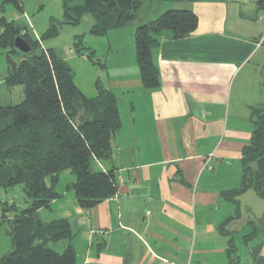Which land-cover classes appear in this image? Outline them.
Here are the masks:
<instances>
[{"label":"crops","instance_id":"crops-1","mask_svg":"<svg viewBox=\"0 0 264 264\" xmlns=\"http://www.w3.org/2000/svg\"><path fill=\"white\" fill-rule=\"evenodd\" d=\"M186 3L172 9L195 13L197 28L181 39L169 31L158 36V87L144 89L138 72L114 84L122 102L111 88L121 126L110 138L111 159L96 167L114 171L115 196L85 211L66 190L75 178L57 189L59 179V197L37 212L44 223L70 222L75 264H237L218 228L227 221L232 241L245 228L249 235L251 223L262 229L264 203L249 218L244 194L237 205L223 194L240 186L250 108L264 104L257 61L264 43L238 38L233 27L242 20L226 0ZM244 242L250 263L264 264V231Z\"/></svg>","mask_w":264,"mask_h":264},{"label":"trees","instance_id":"trees-1","mask_svg":"<svg viewBox=\"0 0 264 264\" xmlns=\"http://www.w3.org/2000/svg\"><path fill=\"white\" fill-rule=\"evenodd\" d=\"M70 1L61 0L64 21L77 24L83 15L90 14L94 18L90 33L104 36L137 20L155 0H81L80 5L73 7L68 5ZM6 4L21 13L20 0H0V13ZM256 7L264 12V0H256ZM144 19L134 34L135 57L141 84L151 90L159 85V69L152 58V51L159 44L158 36L163 31H169L173 39L189 36L197 28L198 17L190 10L169 9L156 19H151L149 12ZM58 36L59 26L54 22L38 41L28 28L0 17V48L8 49L9 65L4 84L21 87L24 93L19 104L0 107V189L21 185L27 203L23 210L15 204L2 203L0 226L9 223L12 250L0 258V264H75L70 222L44 223L37 215L59 197L55 187L62 172L69 171L74 176L75 181L66 190L74 193L78 206L85 211L115 196L120 186L113 170L96 167L97 163L105 164L111 159L110 138L121 126L116 99L106 90H99V96L90 99L78 89L66 61L52 48H41V42ZM17 37L31 47L28 54L15 49ZM77 53L82 55L81 49ZM10 54L20 56L19 61L13 62ZM86 59L92 61L89 54ZM262 77L264 86V72ZM249 114L253 130L241 152V183L237 189L223 194L225 200L235 205L237 198L248 190L264 200V104L251 107ZM9 212L15 215L8 220ZM226 224L227 221L218 229L229 236L227 254L233 262L235 249L230 234L224 232ZM260 224L262 229L251 223V232L244 238L249 240L264 231V215ZM60 242H66L62 252L53 247Z\"/></svg>","mask_w":264,"mask_h":264},{"label":"rangeland","instance_id":"rangeland-1","mask_svg":"<svg viewBox=\"0 0 264 264\" xmlns=\"http://www.w3.org/2000/svg\"><path fill=\"white\" fill-rule=\"evenodd\" d=\"M226 2L229 11H233L232 14H238L242 20L239 27H233L234 32L238 33V38L242 37L251 41L255 37L262 39L261 42H263L264 12L257 10L256 0H226ZM20 3L22 5L21 13L15 10L11 4H6L3 5V12L0 13V17H4L8 22H14L18 27L28 28L32 37L38 41L52 22L57 24L59 26V36L41 42V48H52L66 61L73 72L74 84L87 98L96 99L99 96V90H106L113 94L111 92L112 88L119 96V100L121 97L117 93L119 90L114 87L116 81L121 79L123 75L133 77L139 72L134 46L136 28L145 22L144 18L149 12L151 19H156L169 9L187 6L186 2L173 7V3L155 0L147 5L149 11L143 10L137 20L127 23L122 28L111 30L104 36H97L90 33L94 25V18L90 14L83 15L77 24H67L63 18L61 0H20ZM81 3V0H72L68 5L73 7ZM247 36H250V39ZM79 49H81L82 55L77 53ZM7 51L8 49L0 48V107L14 106L24 99L21 87L10 88L4 84L9 66ZM38 52L39 50H37ZM260 53H263L261 62L259 56L257 61L264 65V47ZM85 54H89L92 61L87 60ZM10 56L15 63L20 59V56L12 54ZM262 76L263 74L261 75V81L263 82ZM262 93V98H264L263 90ZM120 102H122V98ZM59 179L57 189H59V186H64L67 182H70V180H74V176L68 172H62ZM2 203H13L18 210L26 208L27 203L21 185H15L8 190L0 189V217ZM258 203L262 204L264 201L259 199L252 190L246 191L241 198L243 215L253 218L252 212L262 211L263 206ZM246 206L251 210L245 211ZM14 215L15 213H7V219H12ZM10 229L8 222H4L0 226V258L12 250L9 236ZM247 232L248 229L245 228L243 231L233 234L235 252L232 259L237 264H251L249 251L244 242V235ZM62 245L63 242H60L56 244L55 248L58 250Z\"/></svg>","mask_w":264,"mask_h":264},{"label":"water","instance_id":"water-1","mask_svg":"<svg viewBox=\"0 0 264 264\" xmlns=\"http://www.w3.org/2000/svg\"><path fill=\"white\" fill-rule=\"evenodd\" d=\"M14 47L20 53L28 54L31 50V47L20 37H17L14 40Z\"/></svg>","mask_w":264,"mask_h":264}]
</instances>
